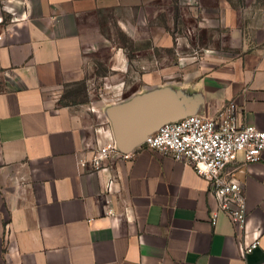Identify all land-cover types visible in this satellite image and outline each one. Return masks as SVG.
I'll return each mask as SVG.
<instances>
[{
	"label": "crops",
	"instance_id": "obj_1",
	"mask_svg": "<svg viewBox=\"0 0 264 264\" xmlns=\"http://www.w3.org/2000/svg\"><path fill=\"white\" fill-rule=\"evenodd\" d=\"M113 5L0 0V264H264V151L228 167L245 196L243 231L192 167L143 144L102 171L81 167L111 137L103 107L124 100L122 57L80 24ZM254 7L245 27L227 14L238 54L181 60L179 78L155 75L131 95L168 84L207 117L233 102L238 123L264 131V0Z\"/></svg>",
	"mask_w": 264,
	"mask_h": 264
},
{
	"label": "rangeland",
	"instance_id": "obj_2",
	"mask_svg": "<svg viewBox=\"0 0 264 264\" xmlns=\"http://www.w3.org/2000/svg\"><path fill=\"white\" fill-rule=\"evenodd\" d=\"M112 1V7L82 17L80 24L95 29L97 39L107 40L114 53L122 57L123 62L115 65L119 73L115 80L121 82L119 98L126 99L153 81L155 75L167 80L179 78L181 60L200 63L212 53L220 57L238 54L240 49L231 36L227 14L234 12L237 26L245 27L253 20L250 14L256 10L258 0ZM106 55L103 51L102 57ZM108 72L105 64L98 65L100 76H108ZM101 114L104 118L103 110ZM103 120H97L96 125L103 126L99 124Z\"/></svg>",
	"mask_w": 264,
	"mask_h": 264
},
{
	"label": "built area",
	"instance_id": "obj_3",
	"mask_svg": "<svg viewBox=\"0 0 264 264\" xmlns=\"http://www.w3.org/2000/svg\"><path fill=\"white\" fill-rule=\"evenodd\" d=\"M143 145L192 167L209 183L217 212L226 215L234 227L244 230L247 219L245 196L239 179L228 167L236 162L238 156L242 157V165L260 162L264 151V131L238 123L233 102L226 103L213 117L189 116L166 124L149 135ZM130 158V154H122L115 149L110 137L105 144L97 146L90 157L83 156L80 165L85 167L88 164L92 171L99 172L108 163ZM217 212L211 215L213 225ZM258 246L259 240L256 239L249 245H243L242 253H250Z\"/></svg>",
	"mask_w": 264,
	"mask_h": 264
},
{
	"label": "water",
	"instance_id": "obj_4",
	"mask_svg": "<svg viewBox=\"0 0 264 264\" xmlns=\"http://www.w3.org/2000/svg\"><path fill=\"white\" fill-rule=\"evenodd\" d=\"M196 95L170 85L144 89L103 109L115 149L130 154L162 126L189 116H205L198 111Z\"/></svg>",
	"mask_w": 264,
	"mask_h": 264
}]
</instances>
